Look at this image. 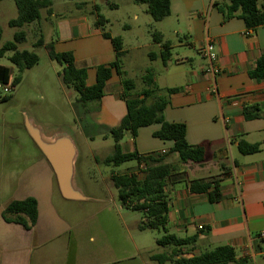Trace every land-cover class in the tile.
Returning a JSON list of instances; mask_svg holds the SVG:
<instances>
[{
  "label": "crops",
  "instance_id": "0c3cea01",
  "mask_svg": "<svg viewBox=\"0 0 264 264\" xmlns=\"http://www.w3.org/2000/svg\"><path fill=\"white\" fill-rule=\"evenodd\" d=\"M170 1L171 15L167 19L173 18L177 22L173 33L181 36L179 39H184L179 45L185 48L184 54L174 57V45L162 30L158 33L163 35L164 41H170L171 58L166 65L160 57L151 60L149 55H160L163 48L154 42V31L149 32L152 42L160 47V52H149L147 55L152 64L161 62L165 77L163 86L159 85L162 74L154 68L150 70L162 90L161 96H167L166 89L180 88L179 92L167 96L169 103L163 113L164 119L168 123L185 124L186 139L190 145L208 144V159L202 164L191 161L183 163L179 154L173 151L172 141L154 136L161 129L160 124L140 128L136 137L127 134L121 142L122 151L138 152L140 155L166 154L165 164L178 165L186 173L185 182L169 180L166 187L170 201L169 232L182 238L197 237L193 252H186L183 257L200 255L197 254L199 249L210 251L218 246H230L235 250L237 259L248 258L250 264H264V240L260 238L264 232V118L247 121L243 112L246 106L259 105L264 113V80L257 81L249 76L264 53V26L252 31L240 18L224 21L223 14L214 3L223 5L225 0ZM95 5H98L95 0H76L73 5L54 0L53 14L48 16L44 10L46 20L52 26L53 19L59 17L57 28L53 27L48 34L50 42L44 38L45 45L53 46L57 53H72L76 66L87 70L89 86L95 84L99 67L116 60L111 40L103 36L100 27L94 26L97 21L92 20L97 17L93 9ZM134 19L138 21L139 15L135 14ZM122 40L123 69L124 58L130 50L124 49ZM208 42L215 47V70H211L209 61L203 55V48ZM136 62L135 56L128 59V70H123L126 75ZM185 66H190L191 70L173 68ZM9 68L12 70V82L15 67ZM104 93L99 104L90 107L88 103L84 108L91 112L92 126H105L111 130L120 124L127 113L126 103L121 98L123 84L115 72ZM27 132L33 139L28 122ZM39 132L47 139L61 133L73 141L77 149L75 188L85 199L68 200L62 196L51 164L34 141L40 154L32 153L30 167L15 178L0 175V264H158L157 256L171 252L170 248L160 246L161 251L156 252L154 245L147 247L141 240L142 244L135 239L124 240L122 237L99 238L91 228L93 224L89 217L73 221L66 211L62 212L54 200L56 190L66 202L91 200L82 186L88 176L85 175L88 170L83 169L86 163L71 132L53 134L55 130L46 133L43 129H39ZM81 135L91 152L105 149L104 143H96L92 148L89 140H95L96 135L85 136L83 131ZM260 139H263L262 142ZM240 140L251 144L261 143V152L242 155L238 150ZM222 151L225 152L224 156L218 155ZM79 163L82 166L80 169ZM140 167L145 169L144 165ZM138 176L142 178V172ZM212 178L221 181L222 197L218 202H210L208 193L197 194L189 190L191 181ZM27 198H35L38 203V220L31 230L20 224L7 223L2 215L11 202ZM125 208L123 205L121 208L113 205L102 207L95 213L111 214L110 217H103L105 222L123 228ZM80 212L88 214L83 210ZM201 226L203 230H200ZM103 234H107L106 231Z\"/></svg>",
  "mask_w": 264,
  "mask_h": 264
},
{
  "label": "trees",
  "instance_id": "16d2710c",
  "mask_svg": "<svg viewBox=\"0 0 264 264\" xmlns=\"http://www.w3.org/2000/svg\"><path fill=\"white\" fill-rule=\"evenodd\" d=\"M4 1V0H0ZM17 6L18 16L9 21L12 28L21 29L14 35V41L4 44L0 49V58L7 51H11L10 63L17 68L19 75L15 76L12 84L16 87L21 82V74L30 70L39 63V56L32 51L20 50L19 44L26 41V33L22 30L31 24H40L43 19L42 11L48 16L53 14L54 0H13ZM76 1V0H70ZM223 5L214 3V6L223 14L224 21L232 18L244 20L248 30L255 31L264 26V2L259 0H225ZM135 4H143L147 7V13L154 21L159 22L171 15L170 0H133ZM97 13L95 27H100L103 36L111 40L116 51V60L107 66H101L97 70L94 85L87 84V70L78 68L72 53H57L53 46L45 45L44 36L41 35L37 46H45L49 57L63 66L60 73L63 84L78 93V103L82 106L93 102L99 104L104 96V90L115 72L122 81L124 93L121 98L127 106V113L120 124L110 130V136L114 140L112 153L103 159L106 166L119 167L128 162L138 164L136 171H127L123 174H113L112 182L118 191V198L123 206L143 214L140 223L141 230H160L163 236L157 240V245L162 248H170V253H164L156 257L158 264L171 262L172 264H250L248 258L237 259L235 250L230 246H218L213 250L191 258L183 257V254L191 253L197 242V237H178L171 234L168 229L170 201L166 193L169 180L185 182L186 173L182 172L178 165L165 164L166 154L140 155L138 152L123 153L121 142L127 134L136 137L140 128L160 124L161 129L154 133L156 138L174 143L173 151L177 152L183 163L189 161L202 164L208 159V144L190 145L186 139L187 128L183 123H168L164 119V110L169 103V97L180 91V88L166 89L167 96H161V89L154 80L152 70L146 71L142 77L143 88L137 90L136 82L127 77L122 69V58L124 56L123 40L120 36L112 37L105 32L107 19L101 14L98 5L93 8ZM153 40L162 45L163 51L160 55L151 53L149 57L155 60L160 57L166 63L171 58V43L164 41L163 35L153 33ZM12 70L9 67L0 66V83L7 84L11 81ZM249 76L257 81L264 80V53L258 59L256 67ZM9 97H3L6 102ZM244 118L247 121L264 118V113L259 105L244 107ZM238 150L242 155H253L261 152L262 144H251L240 140ZM224 151L218 155L224 156ZM217 155V156H218ZM216 156V155H215ZM141 165L145 169H141ZM224 168V166H223ZM142 172L143 177L138 174ZM221 181L219 179L193 180L189 183L192 193H208L209 201L218 202L222 195L220 192ZM7 223L20 224L25 229L31 230L38 220V203L35 198H27L22 201L11 202L2 213Z\"/></svg>",
  "mask_w": 264,
  "mask_h": 264
},
{
  "label": "rangeland",
  "instance_id": "374dc122",
  "mask_svg": "<svg viewBox=\"0 0 264 264\" xmlns=\"http://www.w3.org/2000/svg\"><path fill=\"white\" fill-rule=\"evenodd\" d=\"M73 5V1L60 0ZM92 1V0H87ZM263 0H259L261 3ZM98 4L101 14L107 19L105 32L114 36H121L124 39V49L130 50L124 58L123 70H128L127 63L131 57H136L135 67L128 71L127 77L136 82L137 90L143 88L142 77L146 71L154 68L162 74L164 68L161 62L151 63L148 58L149 52H160V47L152 42L149 32L162 31L165 37L172 41L174 47L172 53L174 57L178 54L183 56L184 49L179 46L184 39L176 36L173 32L177 27V22L173 18L164 19L156 22L146 12V5L135 4L133 0H95ZM110 4H109V3ZM115 4L116 6H111ZM43 19L40 24H31L25 26L22 30L26 33V41L19 44L21 50L35 52L39 56V63L30 70L21 74V82L15 87L14 91L5 95L0 88V175L12 176L15 178L20 172H25L31 164L32 153L40 154V149L27 132V122H30L37 129H43L44 132L56 131L62 133L71 132L75 136L77 145L85 160V170L88 172L83 181L85 194L91 198L79 202H66L62 199L58 190L55 191L54 200L58 208L66 211V215L73 221H78L82 217H89L92 230L100 237L124 238V240L135 239L139 244L143 243L149 246H155L156 252L161 248L156 244V239L163 236L160 230H141L140 223L143 219L141 212L124 210L125 227L119 225L112 226L103 217H110L111 214H96L102 207L113 205L122 207V202L118 198V191L114 187L111 176L113 174H123L127 169L136 168V162H128L119 167L106 166L102 158L112 153L114 140L110 136L108 127L92 126L91 112L85 110V106L78 103V93L73 89L67 88L61 79L60 73L63 66L53 61L48 54L45 46H37V41L41 35L50 42L49 33L53 27L57 28L58 18L53 19V26L46 20V13L43 10ZM139 15L140 19L136 21L134 15ZM18 16V10L13 0H4L0 2V49L5 43L14 41V35L21 29L9 26V21ZM97 17H93V22ZM189 49V48H187ZM190 50V49H189ZM11 51H7L4 57L0 58V66L14 67L9 57ZM176 70H191L190 66L173 67ZM145 72V73H144ZM19 72L15 67L14 77ZM164 74L159 79V85L165 84ZM171 81L170 78H167ZM176 80V79H175ZM180 78L177 79V82ZM9 97L6 102L3 97ZM96 103L90 102V105ZM91 107V106H90ZM81 131L85 136L96 135L95 140H89L94 149L96 143H104V150L91 152L84 141ZM104 135L107 138H102ZM261 142L263 139H260ZM264 148V143H263ZM25 155L27 158H25ZM81 163H79L80 169ZM137 170V169H136ZM134 170V171H136ZM68 210V211H67ZM88 214H83L82 211ZM101 217L103 218L100 221ZM107 234H103L105 232ZM141 240V241H140ZM209 250L199 249L197 254L205 253ZM166 264H169L168 262ZM252 264H256L255 262Z\"/></svg>",
  "mask_w": 264,
  "mask_h": 264
},
{
  "label": "water",
  "instance_id": "95a60500",
  "mask_svg": "<svg viewBox=\"0 0 264 264\" xmlns=\"http://www.w3.org/2000/svg\"><path fill=\"white\" fill-rule=\"evenodd\" d=\"M28 129L51 164L62 196L68 200L85 199L81 192L75 188L77 149L73 141L61 133L56 134L53 139H47L30 122H28Z\"/></svg>",
  "mask_w": 264,
  "mask_h": 264
},
{
  "label": "built area",
  "instance_id": "2783aa9c",
  "mask_svg": "<svg viewBox=\"0 0 264 264\" xmlns=\"http://www.w3.org/2000/svg\"><path fill=\"white\" fill-rule=\"evenodd\" d=\"M203 55L209 61L211 70H215L214 63L217 60V55L215 53V47L212 42H208L205 45V47L203 48ZM0 88L3 90L5 95L11 94L15 89L11 81L7 84L0 83ZM200 230H203L202 226L200 227ZM260 238L264 240V232L261 233Z\"/></svg>",
  "mask_w": 264,
  "mask_h": 264
}]
</instances>
